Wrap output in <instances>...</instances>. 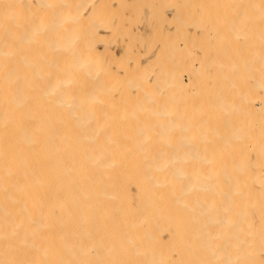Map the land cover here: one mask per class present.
Here are the masks:
<instances>
[{"label": "bare ground", "instance_id": "1", "mask_svg": "<svg viewBox=\"0 0 264 264\" xmlns=\"http://www.w3.org/2000/svg\"><path fill=\"white\" fill-rule=\"evenodd\" d=\"M0 264H264V0H0Z\"/></svg>", "mask_w": 264, "mask_h": 264}]
</instances>
